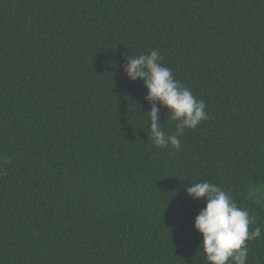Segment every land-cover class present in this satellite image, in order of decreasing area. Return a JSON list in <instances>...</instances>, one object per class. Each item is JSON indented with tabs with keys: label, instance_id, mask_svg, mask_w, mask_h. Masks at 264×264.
Returning a JSON list of instances; mask_svg holds the SVG:
<instances>
[{
	"label": "trees",
	"instance_id": "16d2710c",
	"mask_svg": "<svg viewBox=\"0 0 264 264\" xmlns=\"http://www.w3.org/2000/svg\"><path fill=\"white\" fill-rule=\"evenodd\" d=\"M151 50L206 104L179 150L123 71ZM205 181L264 264V0H0V264H207L185 192Z\"/></svg>",
	"mask_w": 264,
	"mask_h": 264
},
{
	"label": "clouds",
	"instance_id": "9594fccd",
	"mask_svg": "<svg viewBox=\"0 0 264 264\" xmlns=\"http://www.w3.org/2000/svg\"><path fill=\"white\" fill-rule=\"evenodd\" d=\"M158 50L127 59L123 68L130 81L143 82L144 97L150 110L143 116L150 122L149 135L160 149L181 148L180 137L187 129H196L208 119L206 104L175 79L171 69L161 63ZM157 104L160 107H157ZM161 108L175 121V131L167 134L159 122ZM186 194L204 207L195 218L194 229L202 237L199 245L207 264H247L248 242L261 236V226L251 228L255 219L247 208L237 204L230 191L209 182L190 183Z\"/></svg>",
	"mask_w": 264,
	"mask_h": 264
}]
</instances>
